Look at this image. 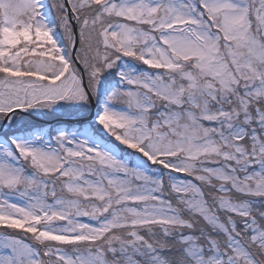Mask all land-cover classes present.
Masks as SVG:
<instances>
[{"label": "rangeland", "instance_id": "1", "mask_svg": "<svg viewBox=\"0 0 264 264\" xmlns=\"http://www.w3.org/2000/svg\"><path fill=\"white\" fill-rule=\"evenodd\" d=\"M67 1L86 89L63 0H0V126L13 109L29 116L12 114L4 131L40 122L33 108L52 117L44 123L92 115L51 140L46 130L0 140V264H162L164 236L201 204L200 186L173 175L166 192L162 174L210 172L222 191L264 195V0ZM221 147L244 181L227 184L231 174L205 166ZM230 195L217 198L222 210L245 214ZM160 227L163 242L153 238ZM253 238L264 239L257 226ZM194 247L199 264H240Z\"/></svg>", "mask_w": 264, "mask_h": 264}, {"label": "trees", "instance_id": "2", "mask_svg": "<svg viewBox=\"0 0 264 264\" xmlns=\"http://www.w3.org/2000/svg\"><path fill=\"white\" fill-rule=\"evenodd\" d=\"M75 67V65H74ZM76 69V67H75ZM77 70V69H76ZM31 109V108H30ZM29 109V110H30ZM215 109V106H214ZM28 110V109H27ZM159 110V109H157ZM216 110V109H215ZM35 109H31V113L35 117H41L43 120H50L52 117H46L47 114L42 113V110H37L38 112H34ZM44 112V111H43ZM42 113V114H41ZM15 116L19 117L20 114H15ZM62 116L72 117L73 114H62ZM58 118V117H53ZM81 118V117H79ZM41 120V121H43ZM21 125H16L11 129H7L0 133V140L5 143H10L11 145L14 141L28 139L32 136L41 135V133L45 134L44 136L50 138L51 134L59 128L72 129L75 127H83L87 122L83 123H64V122H56L52 125L43 124L41 122H33L32 120H28L25 118L24 121H20ZM78 125V126H76ZM80 130V129H79ZM82 130V129H81ZM80 130V131H81ZM43 136V137H44ZM249 137L246 135L243 137V142L247 143ZM107 144V142H105ZM118 146V145H117ZM119 149V146L117 147ZM122 152V151H121ZM221 152H223V147H221L220 152L217 153L218 161H212L211 163H207V166L210 170H213L215 173L218 172L216 167H220L221 170L226 172L227 174H231L228 181H224L227 184L232 182H237L234 178L236 176L238 181H244L243 175L244 171H238V166H236L233 171L231 157H229L227 161V165L224 164L226 162V157H221ZM123 157H132L128 154V152L124 151V153H120V158ZM133 158V157H132ZM252 160V157L249 158ZM262 162V161H261ZM198 164V162H197ZM245 163H242L239 166H243ZM258 167L256 164H249L246 167V170L252 171L254 168ZM219 168V169H220ZM161 169V168H160ZM264 170V165H263ZM191 171H185L182 175H177L174 173H170L168 176L162 174V187L166 192L171 191L170 184H172L171 177L177 176L180 180L182 179L186 184L191 185L194 188H198L200 193L198 196L200 198L199 208L200 213L198 211L199 208L189 210L181 213V224L179 226L174 227V231L168 230V228H158L155 230L153 234V238L158 242H163V233L165 230H168L166 235L164 236V241L167 242L166 246L169 250L166 253H162V255H166L163 258L164 261H160L162 264H199L194 256H192L193 247L201 251L202 257H210L215 251L231 253L238 259L240 264H242L246 257L250 258V261H246L244 264H264V239H260V243L253 238V229L255 226L259 228V230L264 232V195H253L251 193H245L241 191H236L234 188L226 191H222L218 188L222 183L220 180L215 177H210V172H202L198 171L195 175L189 173ZM201 173L203 174L202 181L201 178H198ZM206 185H211L212 188L208 189L205 187ZM231 194L229 198H234L236 201L243 200V202L247 205L246 213L239 212H231L229 209H223L220 205L219 196ZM191 194H187V198H189ZM194 197H197L194 195ZM224 199V198H223ZM173 205V204H172ZM177 208L178 211V207ZM21 241L29 243L27 238H20ZM211 239V240H210ZM235 239L239 244L237 249L230 250L228 244H231ZM162 240V241H161ZM216 242V246L212 248L211 244L208 241ZM158 242L156 245L158 246ZM30 244V243H29ZM67 245H71L66 243ZM33 246V245H32ZM47 244H39L37 245L40 253L42 254L41 259L43 258L44 262L49 260V256L47 255ZM240 253L241 255L237 256L236 253ZM46 253V254H45ZM161 253H159L160 255ZM104 260L108 258L105 255H102ZM137 260L133 261L134 264H155V261L150 262V260H146V258L136 257ZM49 264V263H48ZM206 264H219L217 262H208ZM221 264H229L228 261L223 260Z\"/></svg>", "mask_w": 264, "mask_h": 264}, {"label": "water", "instance_id": "3", "mask_svg": "<svg viewBox=\"0 0 264 264\" xmlns=\"http://www.w3.org/2000/svg\"><path fill=\"white\" fill-rule=\"evenodd\" d=\"M106 2H104L102 5H104ZM63 4H64V9H65V13H66V17L67 19L69 20L70 24H71V27H72V33H73V46L71 48V58H72V61L74 62L76 68L78 69V71L80 72L81 74V80H82V85L83 87L86 89V86L84 84V74H83V70L81 68V66L79 65V63L77 62V60L75 59L74 57V52L76 50V47L78 45V33H77V26H76V22H75V18H74V15L72 14V11H71V8L69 6V3L67 0H63ZM87 95H88V98L90 100V104H91V109L93 110L95 108L94 106V103H93V100L91 99L89 93L86 91ZM98 94H100V92L98 91ZM14 113H20L22 115H26V116H29L26 112L20 110V109H13L11 110L6 116H5V119H4V122L2 123V125L0 126V132L4 129V125H5V122L6 120ZM92 115H90L89 117L87 118H82V119H76L74 120L75 122H85V121H89L91 119ZM62 120H67L65 118H63ZM67 122H72L71 120H67Z\"/></svg>", "mask_w": 264, "mask_h": 264}]
</instances>
